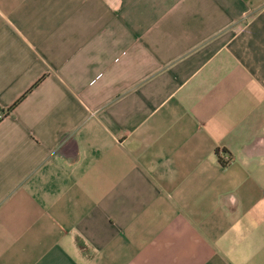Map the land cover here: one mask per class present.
<instances>
[{"label": "crops", "instance_id": "crops-1", "mask_svg": "<svg viewBox=\"0 0 264 264\" xmlns=\"http://www.w3.org/2000/svg\"><path fill=\"white\" fill-rule=\"evenodd\" d=\"M0 110V264H264V0H0Z\"/></svg>", "mask_w": 264, "mask_h": 264}, {"label": "built area", "instance_id": "built-area-1", "mask_svg": "<svg viewBox=\"0 0 264 264\" xmlns=\"http://www.w3.org/2000/svg\"><path fill=\"white\" fill-rule=\"evenodd\" d=\"M2 115V112L0 111V116ZM229 160V157L226 156L225 161Z\"/></svg>", "mask_w": 264, "mask_h": 264}, {"label": "trees", "instance_id": "trees-1", "mask_svg": "<svg viewBox=\"0 0 264 264\" xmlns=\"http://www.w3.org/2000/svg\"><path fill=\"white\" fill-rule=\"evenodd\" d=\"M1 111V110H0ZM3 113V111H1Z\"/></svg>", "mask_w": 264, "mask_h": 264}]
</instances>
